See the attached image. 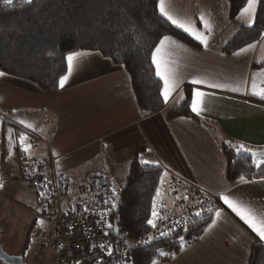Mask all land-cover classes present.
<instances>
[{"label": "crops", "instance_id": "0c3cea01", "mask_svg": "<svg viewBox=\"0 0 264 264\" xmlns=\"http://www.w3.org/2000/svg\"><path fill=\"white\" fill-rule=\"evenodd\" d=\"M164 7L190 31L163 16L158 2L159 14L199 47L169 37L157 53L160 70L169 76L174 88L165 102L164 80L156 75L162 83L164 101L156 113L139 111L126 71L97 52H79L86 55L74 59L70 73L66 58L67 80L63 87L59 82L51 93L27 81L0 76V183L6 177L11 186L25 185L18 180L17 146L21 135L26 141L27 132L46 142L29 151L32 158L47 159L51 152L59 174L105 176L104 195L113 193V177L120 182L127 177L131 161L156 165L163 169L157 203L169 205L177 198L170 187L173 177L218 195L220 202L212 227L195 244L181 248L169 262L155 264H248L250 248L256 243L264 246V240L222 197L264 223V179L227 182L220 141L231 145L237 154L251 156L256 166L264 165V99L252 94L253 83L257 92L264 88V37L240 55H226L222 52L224 44L241 27L248 26L247 17L229 18L227 0H164ZM193 32L201 34L207 44L197 40ZM195 80L201 83H193ZM185 87L191 89L190 108L194 90L205 94L199 114L192 111L200 121L183 117L167 120L168 113L183 103L180 97H184ZM241 146L248 151L238 152ZM94 160H101L100 167L93 166ZM25 187L38 204L39 191ZM112 193L107 196L114 198ZM76 203L71 183L67 208L74 211ZM40 243L38 249L46 262L48 255Z\"/></svg>", "mask_w": 264, "mask_h": 264}, {"label": "trees", "instance_id": "16d2710c", "mask_svg": "<svg viewBox=\"0 0 264 264\" xmlns=\"http://www.w3.org/2000/svg\"><path fill=\"white\" fill-rule=\"evenodd\" d=\"M159 0H12L0 2V73L36 85L42 92H55L66 74V58L73 53L97 52L129 76L136 106L143 114L164 106L162 83L152 65V52L165 36L192 48L199 45L174 27L157 10ZM247 0H227L229 18L235 19ZM264 33V2H259L251 27H241L223 46L230 55L255 44ZM264 65V64H263ZM191 89L185 87L184 101L170 111L167 120L196 118L190 108ZM220 147L226 161L225 178L234 183L264 179V165L237 154L224 140ZM163 169L131 161L124 187L115 196L117 206L110 214L111 228L130 237L148 228L153 206L158 202ZM106 195H110L107 193ZM46 193L39 191L38 204ZM110 198H113L110 196ZM213 214L195 216L182 229L131 249V264L169 262L183 247L195 244L213 220ZM183 237V240H181ZM28 242V237L26 238ZM165 255H160L159 251ZM23 251H21L22 253ZM248 264H264V246L256 243L249 250Z\"/></svg>", "mask_w": 264, "mask_h": 264}, {"label": "built area", "instance_id": "2783aa9c", "mask_svg": "<svg viewBox=\"0 0 264 264\" xmlns=\"http://www.w3.org/2000/svg\"><path fill=\"white\" fill-rule=\"evenodd\" d=\"M38 145H46V142L33 132H27L26 141L17 146L18 180L46 193L38 216L43 230L35 235L47 252L46 264H131L127 257L131 249L185 228L191 218L214 213L219 206L218 195L173 177L170 187L177 198L169 205L155 206L157 215H151V219L156 227L149 225L143 234L130 237L109 227V216L118 198L103 194L107 185L105 176L59 174L51 152L47 159L30 156L29 151ZM71 183L77 197L74 211L67 208Z\"/></svg>", "mask_w": 264, "mask_h": 264}, {"label": "rangeland", "instance_id": "374dc122", "mask_svg": "<svg viewBox=\"0 0 264 264\" xmlns=\"http://www.w3.org/2000/svg\"><path fill=\"white\" fill-rule=\"evenodd\" d=\"M97 164L100 167L101 160L93 161L94 167ZM113 178L115 181L111 186L116 193L124 187L126 176L121 182L116 177ZM7 180L5 177L0 183L3 185L0 187V246L9 256H21L23 264H46L44 254L39 251L35 238V235L43 230V225L39 223L37 217L40 205L34 202L32 191L25 185L14 183L15 186H11Z\"/></svg>", "mask_w": 264, "mask_h": 264}, {"label": "snow or ice", "instance_id": "6c2138e0", "mask_svg": "<svg viewBox=\"0 0 264 264\" xmlns=\"http://www.w3.org/2000/svg\"><path fill=\"white\" fill-rule=\"evenodd\" d=\"M5 3L7 4H11L12 0H4ZM259 2H264V0H247L246 4L244 5V7H242L239 11V14L237 16V19L240 20L242 18L247 17V23L248 26L251 27L252 24L254 23V15L256 12V8ZM159 7H160V12L163 16H165L169 21H171V23L173 25H176L179 28H182L184 31L188 32L190 31L188 28L185 27L184 24L179 23L177 20L173 19V17L166 11L165 7H164V0H159ZM202 19V18H201ZM209 26L207 25V23H205V28L207 29ZM192 35L195 36V38L197 40H200L202 43H204L205 45L207 44V41L204 40L202 38L201 34L198 33H191ZM262 37H264V33H261ZM169 40V37L165 36L161 41H160V45H158L155 49V51L153 52V63L156 65L157 68V73L156 75L161 77V79L164 80V90L162 92L164 101L167 102L169 95H170V90L172 88H174V85H170V78L169 76L165 75L161 70H160V63L157 61L156 56L157 53H159L161 51V47L163 46V44L165 43V41ZM255 44H249L247 45L246 48H241L239 49L238 52L233 53V55H240L241 53H244L246 51H248L251 48H254ZM81 55H86L83 53H73L72 55H69L67 57L68 59V71L69 73L72 71L73 68V61L76 57L81 56ZM4 75V73H0V76ZM67 80V76H62L60 78V85L61 87H63L64 82ZM193 83L195 84H200L201 81L199 80H195L193 81ZM234 91L237 89H233ZM252 94L253 95H257L259 96L261 99H264V88H262L259 92L256 91V85L255 83H253L252 85ZM204 93L194 90L192 93V104H191V108L193 112H196L197 114H199V112L201 111L200 105L203 102V97H204ZM181 99H184L183 96L180 97ZM25 137L23 135H21L20 140H21V144L23 145V141H24ZM25 151H27V148L24 149ZM248 151L247 149H244L243 146H241L240 148L237 149V151ZM253 155H255V153H253ZM145 163H147L145 161ZM240 181H244V177L241 176L240 177ZM3 185H0V187H2ZM159 192V190H157ZM113 195H115V190H113ZM223 201L225 204L228 205L229 208L232 209L233 212L236 213L237 216L240 217L241 220H243L245 222V224L248 225L249 228L252 229L253 232L256 233V235L260 238V240H264V223H258L255 218L251 215V213L238 206L237 204L233 203L232 201H230L228 199V197H222ZM107 203V201H105ZM152 215L153 217H155L157 215L156 211H155V205L153 206V211H152ZM147 223L152 226V227H156V224L154 223V221L152 219H148ZM109 227H111V225H109ZM209 227H212V225H209ZM205 231H207V229H205ZM181 240H183V237H181ZM103 247V246H101ZM160 255H165V253L163 251L158 250ZM111 254V252L109 251V255ZM77 264H79V262H77ZM153 264H155V261H153Z\"/></svg>", "mask_w": 264, "mask_h": 264}, {"label": "water", "instance_id": "95a60500", "mask_svg": "<svg viewBox=\"0 0 264 264\" xmlns=\"http://www.w3.org/2000/svg\"><path fill=\"white\" fill-rule=\"evenodd\" d=\"M264 155V153H262ZM117 228L115 231L117 232ZM0 263L1 264H23L21 256H9L5 254L0 246Z\"/></svg>", "mask_w": 264, "mask_h": 264}, {"label": "bare ground", "instance_id": "6f19581e", "mask_svg": "<svg viewBox=\"0 0 264 264\" xmlns=\"http://www.w3.org/2000/svg\"><path fill=\"white\" fill-rule=\"evenodd\" d=\"M219 207V206H218ZM111 214V213H110ZM109 218H110V216H109Z\"/></svg>", "mask_w": 264, "mask_h": 264}]
</instances>
